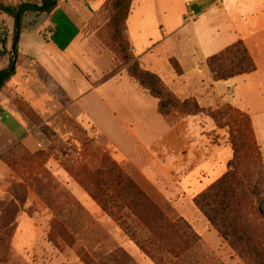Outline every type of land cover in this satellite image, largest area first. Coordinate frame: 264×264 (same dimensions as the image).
Listing matches in <instances>:
<instances>
[{"label": "rangeland", "instance_id": "374dc122", "mask_svg": "<svg viewBox=\"0 0 264 264\" xmlns=\"http://www.w3.org/2000/svg\"><path fill=\"white\" fill-rule=\"evenodd\" d=\"M203 1L132 0L121 30L123 54L158 75L179 100H195L197 115L162 116L158 101L128 74L112 39L113 0H69L50 15L23 18L17 77L37 86L54 109L36 106L22 90L1 97L18 130L0 131V264H257L253 255L239 257L193 200L230 170L233 145L248 180L257 178L254 164L264 179V0ZM12 33V19L0 13V51L11 49ZM238 42L255 72L215 81L206 60ZM68 45L65 61L55 48ZM7 63L1 57L0 69ZM72 65L89 83L79 99L67 97L55 80L71 96L85 92ZM226 106L248 124L221 126L207 112ZM105 160L167 220H184L195 244L160 231L148 209L122 206L118 217L129 233L107 215L90 196ZM241 211L247 223L264 225V201L245 200Z\"/></svg>", "mask_w": 264, "mask_h": 264}, {"label": "trees", "instance_id": "16d2710c", "mask_svg": "<svg viewBox=\"0 0 264 264\" xmlns=\"http://www.w3.org/2000/svg\"><path fill=\"white\" fill-rule=\"evenodd\" d=\"M38 1V4L20 3L17 7L4 5L0 2V13L13 21L11 49L0 51V58L5 55L8 56L6 67L0 69V92L15 74L23 18L30 13L50 15L58 8L59 0ZM131 2L132 0H113V15L110 23L112 39L117 43L122 59L127 64L128 74L158 101V111L162 116H168L173 111H180L188 115L202 113V109L195 100H179L163 85L158 75L142 69L132 54H123L128 44L124 42L121 30L127 19ZM170 64L175 73L180 76L182 71L178 62L172 59ZM206 66L215 81H227L238 76L251 74L256 70L252 58L241 42L225 49L219 55L209 57L206 60ZM207 112L214 120L219 122L222 120L221 126L233 129L249 122L247 116L233 110L230 106L215 112L209 109ZM104 165L102 179L90 192V196L107 215L119 222L125 231L129 233L128 228L122 224V218L118 217L122 206L132 210L148 209L152 214L150 221L160 231L181 240L185 244H195L198 238L184 220H167L152 205L145 194L127 179L113 163L105 160ZM229 167L228 172L203 193L196 196L193 202L203 213L208 223L219 232L230 247L237 251L239 257L253 255L257 264H264V225L247 223L241 211V204L245 200H255L258 205L264 201L263 175L258 169L259 165L254 164L253 169L258 172L256 173L257 178L248 180L242 172L236 145H233V159L230 161ZM110 189L113 191L111 196L105 193L106 190ZM127 193L128 196H125ZM12 222L13 220L8 224L10 227L2 228L4 235H7V230L10 231ZM260 222H264V214L260 215Z\"/></svg>", "mask_w": 264, "mask_h": 264}, {"label": "crops", "instance_id": "0c3cea01", "mask_svg": "<svg viewBox=\"0 0 264 264\" xmlns=\"http://www.w3.org/2000/svg\"><path fill=\"white\" fill-rule=\"evenodd\" d=\"M68 1L69 0H59V3H58V10H60V8L61 7H63V5H67L68 4ZM78 1H80L81 2V0H78ZM83 2H85V1H83ZM194 2L196 3V5H198L199 3H202V2H204L203 0H194ZM85 3H87V2H85ZM235 3H238V1H236ZM92 15H93V13L90 11V13L87 11L86 13H85V17L84 18H90V17H92ZM69 47V45L67 46V47H65L64 48V50L62 49V50H60V49H58V48H55L56 49V53L57 54H59V53H62L65 57H64V60L66 61V60H68V56L67 55H65V54H67L66 53V50H67V48ZM60 55V54H59ZM72 67L74 68V66L72 65ZM76 68V69H75ZM74 69L76 70V71H78L79 72V74H80V76H81V78L83 79V77H82V75H81V73H80V69H78L77 67H75ZM85 71V70H84ZM254 73V72H253ZM252 74V73H251ZM249 76H250V74H248ZM18 71H17V69L15 70V74L11 77V79L9 80V82L7 83V85L3 88V91L2 92H0V131L1 132H3V128L5 129V130H7V131H9V132H11V134H13V132L15 131V130H18V128H15V125H13L14 123L12 122L13 120H12V117L13 116H11L12 114V112L9 110V108H8V104H6V102H5V100H2V96H4L5 97V95L11 90V91H13V93L15 92V93H19V92H16L15 90H17V91H21L22 90V93H25V94H27V95H29V96H32V97H34V99H35V102H36V106H38V104L39 103H43V106H44V108H47V107H50L51 106V103L49 102V101H45L44 100V97H43V95L41 94V91L39 90V88H37V86H36V88H34V90H32L31 89V84L32 83H27L26 85L22 82V78H18V77H20V76H18ZM17 77V78H16ZM243 77H246L245 75H242V76H238V77H236V79H242ZM235 79V80H236ZM56 82L58 83V85L64 90V92H65V94H66V96L67 97H69V98H75V99H79V98H81V96L82 95H84L85 93H86V90H87V87H88V82L85 80V79H83L84 81H85V92L83 91V92H79L78 93V95L77 96H71L70 94H69V92H67V90L65 89V86H64V84L61 82V80H59L57 77H56ZM237 81V80H236ZM34 86V85H33ZM22 93H19V94H21L22 95ZM84 93V94H83ZM2 97V98H1ZM53 104V103H52ZM39 107V106H38ZM51 108H52V110L54 109L52 106H51ZM4 114H8L9 115V118H7L6 116H5V118H2V115H4ZM2 119H4L3 121H2ZM12 122V123H11ZM29 145H31L32 146V144H29Z\"/></svg>", "mask_w": 264, "mask_h": 264}, {"label": "built area", "instance_id": "2783aa9c", "mask_svg": "<svg viewBox=\"0 0 264 264\" xmlns=\"http://www.w3.org/2000/svg\"><path fill=\"white\" fill-rule=\"evenodd\" d=\"M51 34H52V32H50V30H47V31L44 33V35H45V37H46L47 39L50 38Z\"/></svg>", "mask_w": 264, "mask_h": 264}]
</instances>
